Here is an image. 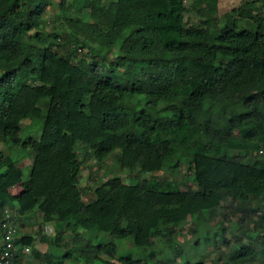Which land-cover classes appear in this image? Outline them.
I'll return each instance as SVG.
<instances>
[{
  "label": "trees",
  "instance_id": "trees-1",
  "mask_svg": "<svg viewBox=\"0 0 264 264\" xmlns=\"http://www.w3.org/2000/svg\"><path fill=\"white\" fill-rule=\"evenodd\" d=\"M186 1L201 18L219 12V0H0V224L12 211L15 264H176L181 245L162 260L156 239L170 245L191 224L217 246L232 218L253 232L231 262L257 259L253 242L264 258V14L233 9L213 30L186 22ZM29 42L40 56L25 50ZM111 51L115 60L102 58ZM26 120L43 121L40 139L21 138ZM5 147L33 152L27 180ZM115 153L141 176L110 179L86 201L85 160ZM182 165L194 185L142 176ZM36 214L55 226L53 254L21 229ZM96 231L134 252L94 244Z\"/></svg>",
  "mask_w": 264,
  "mask_h": 264
},
{
  "label": "rangeland",
  "instance_id": "rangeland-1",
  "mask_svg": "<svg viewBox=\"0 0 264 264\" xmlns=\"http://www.w3.org/2000/svg\"><path fill=\"white\" fill-rule=\"evenodd\" d=\"M109 1H113V0H109ZM253 1L256 2L253 8L250 9L248 7V3ZM185 5L189 9V12L185 14L186 22L189 25L195 24L201 26L202 23L205 22L207 24V27L211 29H213L216 25H219L220 27L225 26L226 14L231 12L233 9L240 8L242 12L244 13L251 12L254 16L259 13V10L261 11L262 14H264V0H219V12L215 15H209L205 18H201L196 12L191 10L193 5L192 1H186ZM51 11L53 14H58V7L53 8ZM25 50L33 56H40L42 54V48L37 44H35L34 42L27 43V45L25 46ZM87 52L88 49H85L84 52L80 53L82 54L81 57H83L84 54ZM117 55L118 54H116L113 51L105 52L102 55V58L104 57L109 61H113L117 58ZM47 105H48V100H45L42 103V107L46 109ZM22 126L23 128L21 132V138L24 141L28 140L29 138L40 139L42 127H43L42 120H26L23 122ZM4 151L7 156H11L17 162L20 163L24 172V178L25 180H27L31 172L33 152L31 150L24 151L21 150L20 148L9 149L6 147ZM230 154L234 156V155H238L239 153L235 151V152H231ZM261 156L262 154L256 155V158L262 159ZM92 174H94L95 176L94 182L90 180V176ZM81 175H82L81 186L91 190L89 195L86 197V201H89L92 197H94L93 190L99 184H102L114 178H120L125 183H130L139 176H141V174L138 172L132 173L129 170L122 169L116 161V153L111 155L102 164H96L93 158L90 157L87 158V160H85L83 164ZM142 176L148 179L155 178L158 180L178 181L180 183L194 185L193 174L184 165H182L180 168L177 169L166 167L164 170H162L159 173H155L153 175L142 174ZM16 191H19V189ZM260 204H262V202ZM211 221L212 223L207 224V228L205 229V231L209 233V237L212 236L213 232L217 231L219 226L218 222L222 221V219L221 217H216L214 221L213 220ZM236 221L237 220L233 218L232 221H226L225 226L228 228V232L226 233L227 241L226 242L221 241L217 243V246L216 245L214 246V244L209 245L208 240L206 241V237L205 235H203L202 232L199 234V236L198 233H194L192 231L191 224H187L186 226L180 227L179 229L176 230L174 241L170 245L166 244L168 242L164 243L160 239L159 240L156 239L155 244H156V248H158L157 250H162V252L160 253L157 252L159 258L164 260L167 256H170L171 253L175 251L177 245L179 246L181 245V250L183 254L181 256V259H178V262L176 264H184L185 262L197 263L200 261H207V262L213 261L214 264H233L230 260L231 257L230 253H232V251H234V249L236 248L238 244L237 243L238 239L241 238L244 241L245 245H249L248 237L246 235L248 233L253 232V231L250 232L247 229V225L245 224H242L243 232H241L240 225ZM18 225L21 228V224L18 223ZM21 229L26 235L29 236L34 235L35 250L40 251L42 254H46V253L53 254L57 251L58 248L52 246L50 243V241L56 235L55 226L53 224L44 225L40 215L36 214L35 217H32L30 220H27L25 222V225ZM199 229L201 230V227H199ZM23 232L20 233V235H23ZM78 232L84 233L86 235L85 237H89L92 234L94 235V233L92 232H84L83 230L80 229L78 230ZM95 233H96L95 234L96 237L94 238V242H93L94 244L109 243L111 241H115V243H117L121 247L120 250L125 252L127 251L134 252V248L132 244L127 240L115 239L109 234L100 233L97 231ZM70 239L71 238H69V240ZM85 242H83V246L86 245ZM261 245L259 242L258 245L254 242L252 243V245H250L252 246L251 248L255 250L256 255L254 254L253 256H255V258L257 257L258 258L255 259L254 261H247L248 263L246 264H264V258L263 256H261L263 254L261 251L263 246ZM217 247H219V250L217 249ZM31 249L33 250L32 247ZM61 252L64 253L65 251L61 249ZM33 254L34 253L32 252L30 257H32ZM249 257L251 256H248L246 258ZM163 264H169V263L164 262Z\"/></svg>",
  "mask_w": 264,
  "mask_h": 264
},
{
  "label": "built area",
  "instance_id": "built-area-1",
  "mask_svg": "<svg viewBox=\"0 0 264 264\" xmlns=\"http://www.w3.org/2000/svg\"><path fill=\"white\" fill-rule=\"evenodd\" d=\"M4 214L5 220L0 224V264H15L18 250L16 245L18 227L13 222L12 211L6 210ZM22 251L25 256H30L32 253V249L28 246H25Z\"/></svg>",
  "mask_w": 264,
  "mask_h": 264
}]
</instances>
